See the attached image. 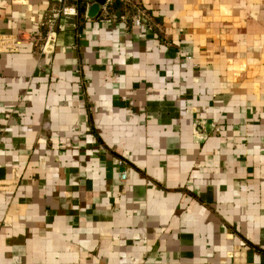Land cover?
I'll list each match as a JSON object with an SVG mask.
<instances>
[{"label": "crops", "instance_id": "obj_1", "mask_svg": "<svg viewBox=\"0 0 264 264\" xmlns=\"http://www.w3.org/2000/svg\"><path fill=\"white\" fill-rule=\"evenodd\" d=\"M123 1L0 0V264H264V0Z\"/></svg>", "mask_w": 264, "mask_h": 264}, {"label": "built area", "instance_id": "obj_2", "mask_svg": "<svg viewBox=\"0 0 264 264\" xmlns=\"http://www.w3.org/2000/svg\"><path fill=\"white\" fill-rule=\"evenodd\" d=\"M55 2L58 6L52 10L50 15L51 22L60 18V17H75L78 15V4L81 0H50ZM132 0H125L128 4ZM124 2V1H123ZM124 2V3H125ZM104 11L106 9L105 6L101 7ZM145 17L146 13L143 9L138 7L137 13L135 14V24L139 27L145 26ZM123 179H126V174L122 175Z\"/></svg>", "mask_w": 264, "mask_h": 264}, {"label": "water", "instance_id": "obj_3", "mask_svg": "<svg viewBox=\"0 0 264 264\" xmlns=\"http://www.w3.org/2000/svg\"><path fill=\"white\" fill-rule=\"evenodd\" d=\"M106 1L107 0H96L97 3L95 5V9L98 10L101 7V5L106 4Z\"/></svg>", "mask_w": 264, "mask_h": 264}]
</instances>
